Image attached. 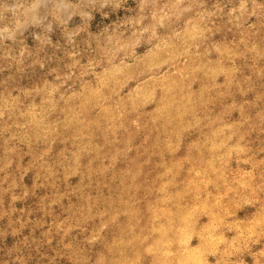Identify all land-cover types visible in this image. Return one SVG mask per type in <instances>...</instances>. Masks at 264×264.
<instances>
[{
  "label": "rangeland",
  "instance_id": "obj_1",
  "mask_svg": "<svg viewBox=\"0 0 264 264\" xmlns=\"http://www.w3.org/2000/svg\"><path fill=\"white\" fill-rule=\"evenodd\" d=\"M0 264H264V0H0Z\"/></svg>",
  "mask_w": 264,
  "mask_h": 264
},
{
  "label": "bare ground",
  "instance_id": "obj_2",
  "mask_svg": "<svg viewBox=\"0 0 264 264\" xmlns=\"http://www.w3.org/2000/svg\"><path fill=\"white\" fill-rule=\"evenodd\" d=\"M154 78V77H153ZM70 113V112H69ZM74 118H77L76 120H79V118L78 117H75V116H73V113H70V114H64L61 118H60V120L66 125V126H68V130H69V132L71 133V134H75V133H77V134H80V132H81V127L80 126H82L81 124H79L80 122L79 121H81V119L79 120V121H75L74 120ZM25 121V120H24ZM79 122V123H78ZM23 124V123H22ZM240 150V149H239ZM127 171V170H126ZM128 173H129V171H128ZM132 174V173H131ZM204 188V187H203ZM141 218V217H140ZM141 220V219H140ZM143 220V219H142ZM224 220V219H223ZM63 232V231H62ZM220 239H222V238H220ZM123 258V257H122ZM197 263V262H196Z\"/></svg>",
  "mask_w": 264,
  "mask_h": 264
}]
</instances>
